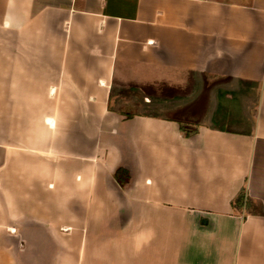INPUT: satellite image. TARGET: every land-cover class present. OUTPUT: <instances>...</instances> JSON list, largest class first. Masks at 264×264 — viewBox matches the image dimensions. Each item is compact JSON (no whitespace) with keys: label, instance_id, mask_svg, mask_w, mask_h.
Wrapping results in <instances>:
<instances>
[{"label":"crops","instance_id":"1","mask_svg":"<svg viewBox=\"0 0 264 264\" xmlns=\"http://www.w3.org/2000/svg\"><path fill=\"white\" fill-rule=\"evenodd\" d=\"M263 206L264 0H0V264H264Z\"/></svg>","mask_w":264,"mask_h":264},{"label":"rangeland","instance_id":"2","mask_svg":"<svg viewBox=\"0 0 264 264\" xmlns=\"http://www.w3.org/2000/svg\"><path fill=\"white\" fill-rule=\"evenodd\" d=\"M130 96L135 95L137 104V101L141 100L142 102H146L145 94L147 95V92L144 93L141 90L134 89L131 93H129ZM214 97L216 96L215 93H213ZM200 99V93H194L191 100H187L185 103L181 104L180 106H177L176 108H168V107H157V105H161V101L158 102V104L154 107H147V108H141V107H124L122 109L125 110V112H161L165 114L166 116L177 118L180 120H184L185 122H193L194 124L200 123L203 120H209L213 122L214 124L220 125V126H227L229 128H249L252 125V122L249 124H241V121L244 116L243 110L245 105H249L253 108L254 104L257 101L258 97V91L256 87H253V89L249 90V94L246 93H240L237 95V97L234 96V98L230 101L224 102L227 107L224 109L219 107V115H210L208 117H205V112L209 111V108L206 109L207 105H211L212 113L216 111V97L211 100L208 99L209 94L203 93L201 95ZM156 102V101H155ZM168 103V102H165ZM154 105V103H153ZM151 105V106H153ZM166 105V104H165ZM219 105V104H218ZM218 108V106H217ZM214 114V113H213ZM205 115V116H204ZM215 116V117H214ZM219 118V119H216ZM183 121V122H184ZM261 205V203H260ZM259 209V208H258ZM264 212V206L262 208V211Z\"/></svg>","mask_w":264,"mask_h":264},{"label":"trees","instance_id":"3","mask_svg":"<svg viewBox=\"0 0 264 264\" xmlns=\"http://www.w3.org/2000/svg\"><path fill=\"white\" fill-rule=\"evenodd\" d=\"M193 124L189 123V122H180V128L181 131H183L184 135L186 137H190L193 136L194 134L197 133V129L192 128ZM118 173V171H117ZM233 205L237 206L238 208H243L244 206H246V199H245V194L244 192H241L237 198L233 201Z\"/></svg>","mask_w":264,"mask_h":264},{"label":"bare ground","instance_id":"4","mask_svg":"<svg viewBox=\"0 0 264 264\" xmlns=\"http://www.w3.org/2000/svg\"><path fill=\"white\" fill-rule=\"evenodd\" d=\"M49 122L52 124L53 123V121L52 120H49Z\"/></svg>","mask_w":264,"mask_h":264}]
</instances>
